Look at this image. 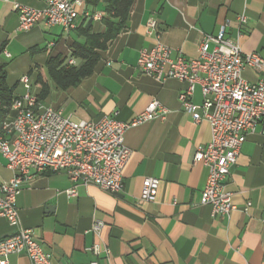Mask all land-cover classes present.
<instances>
[{
    "label": "crops",
    "instance_id": "crops-1",
    "mask_svg": "<svg viewBox=\"0 0 264 264\" xmlns=\"http://www.w3.org/2000/svg\"><path fill=\"white\" fill-rule=\"evenodd\" d=\"M83 2L84 10L100 19L80 15L70 33L41 22L20 32L14 6L43 9L45 0H0V67L12 96L25 94L20 79L28 76L37 96L46 85L43 104L73 122L117 112L116 119L128 123L152 100L169 113L126 131L131 156L120 194L78 186L68 197L65 191L72 185L65 173L39 174L22 185L17 197L20 227L31 231L52 264H89L95 257L88 248L95 243L109 249L99 264H264V136H247L225 179L235 209L229 217L212 216L211 208L200 204L207 170L195 161L198 147L210 141L209 124H195L184 112L178 97L186 83L158 82L136 67L139 52L157 43L170 48L173 58L181 54L196 60L206 37H216L221 28L244 54L264 59V0H133L123 30L96 51L92 74L76 87L62 88L50 77L49 62L65 66L73 60L79 66L75 49L88 35L104 34L107 22L119 21L102 0ZM241 14L246 16L242 25L237 21ZM150 20L156 25L151 35ZM214 47L210 42L208 51ZM242 77L254 83L260 75L246 69ZM191 102L202 103L199 86ZM12 177L0 156V186ZM145 178L159 181L152 203L139 199ZM95 221L104 225L99 237L90 232ZM15 232L0 218V241ZM7 264L31 262L19 254L9 256Z\"/></svg>",
    "mask_w": 264,
    "mask_h": 264
},
{
    "label": "built area",
    "instance_id": "built-area-1",
    "mask_svg": "<svg viewBox=\"0 0 264 264\" xmlns=\"http://www.w3.org/2000/svg\"><path fill=\"white\" fill-rule=\"evenodd\" d=\"M43 9L16 4L18 31L27 32L37 23L60 27L70 33L76 29L80 15L100 19L84 10L83 0H45ZM246 23L245 14L237 17ZM155 22L147 23L148 33L154 34ZM215 44L209 52V43ZM68 67L74 61L67 62ZM137 70L158 82L174 79L186 83L178 97L184 112L195 124L206 121L210 127L209 143L198 147L195 161L201 160L207 179L200 196V204L211 208L212 216L229 217L235 209L232 193L225 189L229 169L236 164L247 136H264V59L257 53L244 54L237 43L227 39L224 28L216 37H206L196 60L181 54L173 58L167 46L157 43L139 52ZM249 69L260 75L252 83L242 77ZM23 96L13 100L8 114L0 124V156L13 177L0 186V218H4L16 232L0 241V264H7L11 255H26L31 264H52V257L35 241L31 231L20 227L16 200L24 183L36 175L63 172L71 183L65 191L76 195L78 186H95L110 195L122 192L123 171L131 151L124 135L130 128L146 122L164 120L169 111L152 100L146 109L128 123L106 116L98 121L73 122L60 111L47 107L32 92L28 76L20 79ZM201 90L202 103L191 102L195 87ZM159 181L145 178L139 199L152 203L156 200ZM103 223L95 221L90 229L99 237ZM88 251L95 257L89 264H99L100 256L108 257L109 249L98 243Z\"/></svg>",
    "mask_w": 264,
    "mask_h": 264
},
{
    "label": "trees",
    "instance_id": "trees-1",
    "mask_svg": "<svg viewBox=\"0 0 264 264\" xmlns=\"http://www.w3.org/2000/svg\"><path fill=\"white\" fill-rule=\"evenodd\" d=\"M113 12L114 18L118 22H107L106 31L102 35H88L86 43L78 46L73 56L82 62L79 66H70L52 60L49 62V74L52 80L59 84L62 88L76 87L86 77L90 76L98 61L97 50H102L107 43L113 40L124 28L133 0H102ZM47 87L42 86L41 93L38 95L40 101L43 102ZM15 98L12 91L6 85V72L0 67V124L5 115L8 114L12 102Z\"/></svg>",
    "mask_w": 264,
    "mask_h": 264
}]
</instances>
